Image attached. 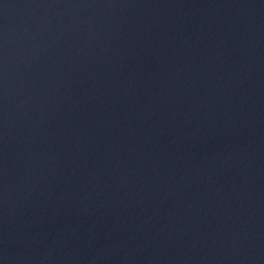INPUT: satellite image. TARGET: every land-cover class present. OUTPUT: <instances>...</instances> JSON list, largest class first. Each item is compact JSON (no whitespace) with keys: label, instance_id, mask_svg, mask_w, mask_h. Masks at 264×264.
<instances>
[{"label":"water","instance_id":"water-1","mask_svg":"<svg viewBox=\"0 0 264 264\" xmlns=\"http://www.w3.org/2000/svg\"><path fill=\"white\" fill-rule=\"evenodd\" d=\"M0 264H264V0H0Z\"/></svg>","mask_w":264,"mask_h":264}]
</instances>
